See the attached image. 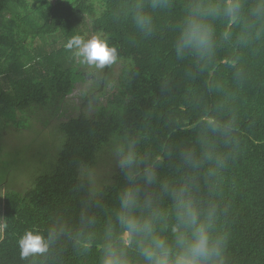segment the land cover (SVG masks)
Listing matches in <instances>:
<instances>
[{"label": "trees", "instance_id": "obj_1", "mask_svg": "<svg viewBox=\"0 0 264 264\" xmlns=\"http://www.w3.org/2000/svg\"><path fill=\"white\" fill-rule=\"evenodd\" d=\"M102 1L94 27L131 68L110 107L60 125L64 141L48 173L24 194L5 193L0 264H103L108 243L123 249L129 264H145L139 246L147 239H126L118 220L129 188L137 193L133 215L158 211L156 235L173 242L176 197L184 190L201 219L213 213L212 237H227L224 264H264V0ZM233 2L239 8L229 14ZM83 12L93 13V3L0 0L2 130L21 125L18 113L73 92L81 75L65 45L82 35ZM138 13L150 17L149 31L137 25ZM191 20L211 27V49L178 55ZM37 40L58 46L42 59L29 52ZM130 152L133 163L121 167ZM101 165L111 171L96 185L89 170ZM28 230L50 239L47 252L21 255Z\"/></svg>", "mask_w": 264, "mask_h": 264}, {"label": "clouds", "instance_id": "obj_2", "mask_svg": "<svg viewBox=\"0 0 264 264\" xmlns=\"http://www.w3.org/2000/svg\"><path fill=\"white\" fill-rule=\"evenodd\" d=\"M155 6V4H154ZM239 4L233 2L227 8L229 14L238 11ZM136 23L142 29L150 30V17L138 13ZM212 29L202 22L191 20L181 34L177 46V54L182 55L186 48L195 49L204 53L212 46ZM73 56L96 69L103 70L117 60V49L109 46L106 39L99 35L85 38L82 35L72 36L65 45ZM134 161V153L123 156L120 165L128 167ZM149 182L154 174H147ZM137 206V193L129 188L121 197V212L118 220L127 235L143 237L147 243L140 242L139 253L145 264H224L223 252L226 245V236L211 235V218L201 219V210L195 202L181 190L176 197V223L171 227L173 242L155 234L154 222L159 216L153 210L148 217L138 218L132 214ZM51 241L38 231L28 230L19 240L21 255L28 257L34 254H43L48 251ZM103 264H129L123 249L108 243L105 247Z\"/></svg>", "mask_w": 264, "mask_h": 264}, {"label": "rangeland", "instance_id": "obj_3", "mask_svg": "<svg viewBox=\"0 0 264 264\" xmlns=\"http://www.w3.org/2000/svg\"><path fill=\"white\" fill-rule=\"evenodd\" d=\"M57 0H51L55 2ZM94 5V12H83L78 17V27L85 38L99 35L107 40L106 35L94 27V20L104 10L102 0H89ZM58 46V43H55ZM53 41L45 44L40 40L35 41L30 53L33 56L44 58L46 51L55 47ZM48 45V47H44ZM43 50V54L41 53ZM42 58V59H43ZM40 60V59H39ZM38 65V63H34ZM132 64L131 59L118 58L113 64L103 70L96 69L86 63H81L75 57V68L81 75V79L75 84L73 92L62 100H50L47 104L29 109L21 117V125L17 129L10 128L12 122L5 125L0 132L4 133L2 142V156L0 159V239L3 235L2 215L4 196L7 191H17L24 194L35 182V179L44 173H48L57 163L60 149L64 141V134L60 131V125L81 114L94 117L101 108L110 107L111 100L119 92L126 71ZM39 66V65H38ZM5 81V80H3ZM9 89L10 85L4 82ZM0 123H2L0 121ZM8 127V128H7ZM16 127V126H13ZM3 134V135H4ZM106 151L114 152L111 146ZM106 156L101 158L104 159ZM110 168L101 165L89 170L96 185L107 180ZM129 235L125 234L128 239Z\"/></svg>", "mask_w": 264, "mask_h": 264}, {"label": "crops", "instance_id": "obj_4", "mask_svg": "<svg viewBox=\"0 0 264 264\" xmlns=\"http://www.w3.org/2000/svg\"><path fill=\"white\" fill-rule=\"evenodd\" d=\"M2 226H3V223H2ZM2 232H3V229H2ZM2 236H3V235H2ZM1 239H2V237H1ZM1 239H0V240H1Z\"/></svg>", "mask_w": 264, "mask_h": 264}]
</instances>
